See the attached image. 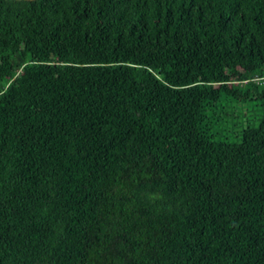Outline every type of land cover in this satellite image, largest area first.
<instances>
[{
	"label": "trees",
	"instance_id": "trees-1",
	"mask_svg": "<svg viewBox=\"0 0 264 264\" xmlns=\"http://www.w3.org/2000/svg\"><path fill=\"white\" fill-rule=\"evenodd\" d=\"M0 264H264V0H0Z\"/></svg>",
	"mask_w": 264,
	"mask_h": 264
}]
</instances>
